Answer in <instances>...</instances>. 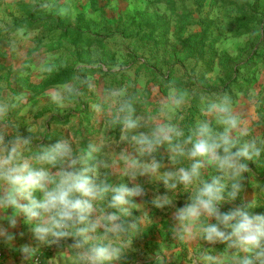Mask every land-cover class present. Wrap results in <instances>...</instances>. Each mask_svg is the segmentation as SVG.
I'll list each match as a JSON object with an SVG mask.
<instances>
[{
	"label": "rangeland",
	"instance_id": "374dc122",
	"mask_svg": "<svg viewBox=\"0 0 264 264\" xmlns=\"http://www.w3.org/2000/svg\"><path fill=\"white\" fill-rule=\"evenodd\" d=\"M19 1L23 0H0V103L9 107L0 127L7 124L12 134L31 137L25 156L61 139H69L77 152L94 144L98 148L94 157L100 180L144 189L146 195L130 198L133 203L126 206L127 213H118L126 226L131 223L134 227L110 236L121 249L120 259L110 264H167L158 254L169 257L166 253L174 244L179 247V264L189 263L188 243L192 237L182 232L175 214L192 202L203 183H211L222 174L216 165L205 162L191 185L173 177L169 183H176L174 189L165 187L163 176L190 168L194 161L186 154L191 147L187 141L189 137L197 139L200 122L211 125L214 134L224 130L218 114L209 109L225 96L233 114L239 117L240 128L247 130L243 136L238 130L231 133L237 141L232 151L245 144L254 147H250V159L241 158L247 171L236 178L243 188L235 201H228V192L236 181L222 179L227 187L221 211L246 202L250 211L264 212V20L255 32L237 33L234 25L237 16L254 0H205L201 7L198 0H176L175 10L164 0H24L34 10L29 17ZM154 12L169 20L167 35L162 30L150 33L148 22ZM178 14L185 16V35L209 25V35L219 38L220 52L228 54L237 68L240 77L236 85L225 82L218 68L202 75L201 63L197 65L186 55ZM16 22L23 26L13 29ZM67 24L81 29L83 40L79 44L73 41L79 35L77 31L74 36L62 33ZM67 66L96 67L97 72L78 74L66 83L40 91L59 69ZM204 82L209 90L200 95L198 118L190 132L173 136L171 143L156 145L150 156L141 154L132 137L141 133L151 137L159 125H171L183 132L191 113V99L180 95V84H192V90ZM53 93H59L58 100L52 99ZM130 104L133 111L128 114ZM126 117L135 120L137 127L126 129ZM176 144L185 149L184 155L173 151ZM129 155L141 164L155 159L161 167L156 174L133 177L122 159ZM165 195L169 203L156 207L155 197ZM109 199L98 201L97 206L105 212H116L108 208ZM20 219L24 220L22 216ZM214 222L202 216L194 224L199 227ZM101 235L102 230H97L95 236ZM99 242L107 241L95 239L86 247ZM60 244L73 245V239Z\"/></svg>",
	"mask_w": 264,
	"mask_h": 264
},
{
	"label": "clouds",
	"instance_id": "9594fccd",
	"mask_svg": "<svg viewBox=\"0 0 264 264\" xmlns=\"http://www.w3.org/2000/svg\"><path fill=\"white\" fill-rule=\"evenodd\" d=\"M52 99L58 100L59 93H53ZM209 110L218 114L224 130L214 134L208 123L199 124L195 133L197 139L193 141L189 137L187 141L191 147L186 154L194 162L190 168L166 172L163 182L166 188L174 189L176 183L169 181L175 177L181 184L191 185L199 177L205 162L216 165L222 175L214 177L211 183H203L191 198L192 202L177 210L175 219L189 238L193 237L192 225L202 216L214 220V223L201 228L207 242L223 243L228 249L245 253L242 258H237L236 264H264V212L250 211L246 202L234 205L227 212H222L220 207L225 201L223 193L227 187L222 179L228 177L236 181L228 192V201H235L243 188L236 178L247 171V165L240 162L241 158L250 159V147L254 145L245 144L243 148L232 151L237 141L231 133L238 130L243 136L247 135V130L240 128L239 117L233 114L227 96L221 102L213 103ZM8 111L9 107L0 103V120ZM123 124L126 129L137 127V122L131 117H126ZM8 127L7 124L0 127V243L11 244L17 236H23L22 232L16 231L18 218L22 216L31 225L36 242L51 246L72 238V246L83 249L80 253L83 264H110L119 260L121 249L113 244L110 236H119L134 224L126 226L118 213H127L126 206L133 203L130 198L146 195L144 189L140 185L129 188L124 184L112 185L100 180L98 162L94 157L98 148L94 144H89L86 151L77 152L69 139H61L25 156L31 137L12 134ZM181 135L183 133L171 125H159L151 137L141 133L133 136L132 140L141 154L150 156L156 145L171 143L173 136ZM173 151L185 154V149L179 144L173 147ZM256 155H259V150ZM122 159L133 177L156 174L161 167L155 159L144 164L131 155ZM109 196L107 206L116 212H105L97 206L98 201ZM168 203L166 195L153 200L158 208ZM97 230H102L100 237L95 236ZM95 239L107 242L86 247ZM19 250L27 258L31 245H20Z\"/></svg>",
	"mask_w": 264,
	"mask_h": 264
},
{
	"label": "trees",
	"instance_id": "16d2710c",
	"mask_svg": "<svg viewBox=\"0 0 264 264\" xmlns=\"http://www.w3.org/2000/svg\"><path fill=\"white\" fill-rule=\"evenodd\" d=\"M164 1L167 3L169 8L175 10L176 0H164ZM198 1H199L198 2L199 7L204 5L205 0H198ZM18 3L20 4L21 9L25 11L28 17L34 14V10L31 9V4L25 2L24 0L19 1ZM82 16L83 14L80 13L79 18H82ZM178 19H180L181 22L182 33L183 35H185L184 33L186 27H182L186 23L185 16L184 15L180 16L178 14ZM263 20H264V0H254V2L248 4L246 11L243 14L237 16V18L235 19L234 21L235 30L237 33L255 32L257 27L260 25V23ZM142 23L143 22H139L140 25H142ZM148 24L152 26L150 32L152 34H154L158 30H162V34L165 36L170 31L169 20L158 12H154V14L152 15V20L151 22H148ZM22 26H23L22 22L21 23L16 22L13 26V29H18ZM65 27L66 28L62 33L66 36L67 35L74 36L75 34H77L76 31L79 33V35L75 36L73 40L75 44H79L81 39L83 40V37L80 36L82 34L81 29L71 26L69 24H67ZM150 35L151 34H149V36ZM183 41L187 49L186 55L195 59L197 65L201 63L203 76H206L207 74L211 73L215 68H218L219 73L221 74L225 82L234 85L237 84L236 81L240 77L237 68L233 64V61L228 54L220 52L219 46L217 44L219 38L211 37L209 35V25H207L202 29L190 31L188 34L185 35ZM96 72H97L96 67H89V68L88 67L76 68L74 66L63 67L59 69L42 88H40V91H43L46 88L55 84L66 83L72 80L78 74L80 76H87L89 74L93 75ZM111 74H116V73L111 72ZM114 81L116 82L117 78ZM122 81L123 80L121 79L119 83L121 84ZM188 84L185 83L184 84L185 86H183L182 83L180 84L181 86L179 88L180 95L186 96L189 99H191V104L188 107V110H190L191 113L190 116H188L186 118V121L184 122V130L182 133L185 132L189 133L191 127L196 125V121L198 118L197 116L198 103L201 101V96H203V93H207L208 92L207 90H209L207 88L208 84L206 82L202 83V86L199 87L198 85L197 86L195 85L196 86L195 89L192 88V90L189 89V87H192V84L189 85ZM194 90H196V92H194ZM192 92H194V94ZM72 95L75 96L76 92H72ZM131 105L132 104L128 106L129 107L128 114L133 111V108H130ZM120 123L121 122H119V125ZM201 123L202 122H200L199 124ZM209 126L212 129V131H214V128L211 125Z\"/></svg>",
	"mask_w": 264,
	"mask_h": 264
},
{
	"label": "crops",
	"instance_id": "0c3cea01",
	"mask_svg": "<svg viewBox=\"0 0 264 264\" xmlns=\"http://www.w3.org/2000/svg\"><path fill=\"white\" fill-rule=\"evenodd\" d=\"M18 219L19 225L16 231L22 232L23 236H17L16 241L11 244L0 243V264H83L80 259L81 252L71 244L61 245L59 243L50 246L36 242L32 237L31 225L27 224L25 220H21L20 217ZM203 226L196 227L195 224L192 225L193 237L188 243L190 261L186 264H217V262L219 264H236L238 257L242 258L246 255L236 249H228L226 244L207 242L201 233ZM23 244L31 245V251L27 258L19 250V246ZM178 250L179 247L174 244L171 252L166 253L169 257H164L162 254L158 255L162 256L167 264H179L181 258L178 256ZM206 257L215 259L209 260ZM146 261L147 259L142 262Z\"/></svg>",
	"mask_w": 264,
	"mask_h": 264
}]
</instances>
